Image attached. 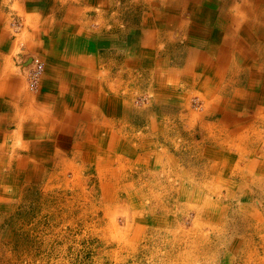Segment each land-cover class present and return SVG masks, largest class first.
<instances>
[{"label":"crops","instance_id":"1","mask_svg":"<svg viewBox=\"0 0 264 264\" xmlns=\"http://www.w3.org/2000/svg\"><path fill=\"white\" fill-rule=\"evenodd\" d=\"M17 44L46 58L49 81L41 84L48 89L40 104L55 107L54 113L36 109L27 93L14 98L20 80L10 62ZM261 76L264 0H0V141L6 138V120L22 114L40 119L42 127L33 126L31 133L48 137L30 140L27 164L33 157L58 164L68 149L83 161L97 163L108 156V164H116L108 154L112 122L132 125L118 148L127 145L130 152L121 149V154L140 172H189L181 165L187 161L163 139L186 141L197 123L202 129L196 135L201 145L196 161L230 173L240 155L232 151L233 134L242 131L246 140L258 123L264 126ZM108 91L121 93L114 111ZM133 91L149 95L142 110L121 104L122 95ZM194 94L202 105L193 112ZM108 110L118 114L110 116ZM136 111L137 120L129 115ZM213 115L218 116L214 121ZM64 129L78 133L68 146ZM9 148L0 149V157L8 156ZM8 158L17 163L15 156ZM225 158L233 164L225 166ZM254 162L249 161L252 170L263 172L264 156L258 168Z\"/></svg>","mask_w":264,"mask_h":264},{"label":"rangeland","instance_id":"2","mask_svg":"<svg viewBox=\"0 0 264 264\" xmlns=\"http://www.w3.org/2000/svg\"><path fill=\"white\" fill-rule=\"evenodd\" d=\"M24 47L17 44L10 62L21 86L16 84L14 98L17 92L27 93L36 109L54 113L55 107L40 104L48 89L42 85L49 81L46 58ZM36 59L43 63L41 71ZM244 83L242 79L240 85ZM118 96L120 92L108 91L112 111L120 107ZM122 96L121 104L130 102L138 110L149 103L148 93L142 91ZM201 105L194 94L193 112ZM129 115L141 117L137 111ZM213 116L209 119L214 121L218 116ZM39 121L22 114L7 119L2 129L6 138L0 149L10 147L4 153L18 159L10 164L8 156L0 157V264H264V171L255 172L249 163L255 158L258 168L264 156V126L261 129L258 123L246 140L242 131L233 134L232 151L240 155L230 173H216L196 161L201 148L196 135L202 129L197 123L186 141L172 135L174 140L163 139L187 161L181 165L189 172L143 173L121 154L130 152L127 145L118 148L132 125L112 122L108 154L114 155L116 164L109 165L108 156L97 163L83 161L72 149L55 157L58 164L41 162L40 157L27 164L30 140L43 139L30 132L33 126L42 127ZM62 132L67 146L78 136Z\"/></svg>","mask_w":264,"mask_h":264},{"label":"built area","instance_id":"3","mask_svg":"<svg viewBox=\"0 0 264 264\" xmlns=\"http://www.w3.org/2000/svg\"><path fill=\"white\" fill-rule=\"evenodd\" d=\"M33 61H34V60H32V62H33ZM35 62H36V63H39L40 61H39L38 59H36V60H35ZM39 64H40V65H39V68H38V70H40V71H41V70H42V68H43V63H39Z\"/></svg>","mask_w":264,"mask_h":264},{"label":"bare ground","instance_id":"4","mask_svg":"<svg viewBox=\"0 0 264 264\" xmlns=\"http://www.w3.org/2000/svg\"><path fill=\"white\" fill-rule=\"evenodd\" d=\"M218 74V73H217ZM218 77V76H217ZM3 89V88H2ZM1 91H3V90H1ZM26 100V99H25ZM27 104H28V102H27ZM28 107V106H27ZM29 110V109H28ZM33 110V109H32ZM27 111V110H26ZM30 112V111H29ZM27 113V112H26ZM28 115V114H27ZM30 115V114H29ZM39 117V116H38ZM106 159H108V158H106Z\"/></svg>","mask_w":264,"mask_h":264}]
</instances>
